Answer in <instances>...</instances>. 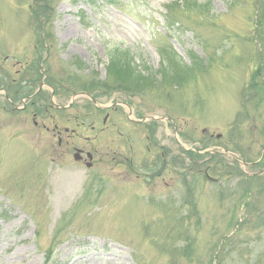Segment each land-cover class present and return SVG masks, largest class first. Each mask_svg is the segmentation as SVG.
I'll use <instances>...</instances> for the list:
<instances>
[{
	"label": "rangeland",
	"instance_id": "rangeland-1",
	"mask_svg": "<svg viewBox=\"0 0 264 264\" xmlns=\"http://www.w3.org/2000/svg\"><path fill=\"white\" fill-rule=\"evenodd\" d=\"M112 1L0 0V93L43 57L65 91L35 119L0 95V264H264V0ZM120 101L173 122L153 137L173 171L143 128L138 175L112 160L97 108Z\"/></svg>",
	"mask_w": 264,
	"mask_h": 264
},
{
	"label": "flooded vegetation",
	"instance_id": "flooded-vegetation-1",
	"mask_svg": "<svg viewBox=\"0 0 264 264\" xmlns=\"http://www.w3.org/2000/svg\"><path fill=\"white\" fill-rule=\"evenodd\" d=\"M44 39V37H43ZM42 39V40H43ZM36 41L35 43L38 44L39 42L43 41ZM47 47H37L34 46L32 50L34 51H41L44 53H47ZM37 59V58H36ZM39 59V58H38ZM46 60V57L40 59V63L38 64V61L35 63H25L23 66H20V69L16 70L14 73H12V78L9 80H5L6 82V88L5 93H0L2 95V99L4 102L9 104V107L12 111V113H23L26 111L27 107L33 109L32 110V118L35 119L39 117V113L34 109L33 103L36 101L40 96H43L44 91L46 88L50 91L48 99L52 100L54 97L58 98L62 94L65 93L64 90L60 89V85H57L56 82L52 79L46 76V69H38L42 68V63ZM43 70L44 73L41 71ZM35 76H37V79L35 80ZM41 79L39 80V77ZM34 84H38V87L35 89L34 92H32V88ZM3 91L0 87V92ZM32 92V93H31ZM118 94V93H117ZM16 103H20V107L15 106ZM102 107L97 108L98 111L105 112L104 118L102 119L101 123L104 128H101L99 132H107L111 136H114L116 134L117 139L119 140V148L116 150L110 149V153L112 155V160L115 159L116 155L119 156V165L124 168L126 173H129L131 170L134 172L135 175H138L136 170H139L141 166L135 161V157H137V152L140 151L137 150V142L135 139L136 133L140 131V129L143 128V138L142 140L146 144L143 146L144 154L149 160V167H151V171H153L154 167L156 168L158 164L160 163V167H162L163 171H173V169L170 168L169 165V149L159 146L158 148L154 145L153 137L155 133H157V124L166 122V124H171L172 128V134H178L176 126L173 124L172 121L169 120L167 117H139L136 119L138 110L137 107L134 106L135 109H133L128 101H120L119 103L112 104L111 107ZM55 110H61L59 106L54 107ZM96 109V110H97ZM97 111V112H98ZM120 111V112H119ZM126 111V112H125ZM47 112V110H44V113ZM119 112V113H118ZM126 113V125H131L130 132L128 131L130 129L129 126H126V128H123L121 125H119L117 122L114 121V119H111V115L120 114L122 115ZM48 118V117H47ZM111 122V123H110ZM34 126H35V122ZM106 124H108L106 126ZM159 129V128H158ZM56 130V128L54 129ZM106 130V131H105ZM91 131H93V127H91ZM114 131V132H113ZM66 133V131H64ZM59 134V132H57ZM58 138V145H60L61 138L60 136H57ZM186 138V137H185ZM95 151H84L83 149H77L73 148V156L72 160L77 165H82L86 170H90L93 167L94 163V154ZM187 155V154H186ZM188 156V155H187ZM185 159V156H183V160ZM147 170L146 168H144ZM150 171V172H151ZM206 178L211 181L212 179L207 176L205 173ZM214 181V180H212Z\"/></svg>",
	"mask_w": 264,
	"mask_h": 264
},
{
	"label": "trees",
	"instance_id": "trees-1",
	"mask_svg": "<svg viewBox=\"0 0 264 264\" xmlns=\"http://www.w3.org/2000/svg\"><path fill=\"white\" fill-rule=\"evenodd\" d=\"M105 2H113L112 0H105ZM258 7H259V4H257V7H256V9H258ZM261 18V17H260ZM121 75V74H120ZM120 77V76H119ZM213 159H216V160H218V156H214V157H212L211 158V161H213V162H215L216 160H213ZM218 164V162H216V165ZM229 175H231V174H229ZM246 211H248V210H246ZM248 213H249V211H248Z\"/></svg>",
	"mask_w": 264,
	"mask_h": 264
}]
</instances>
